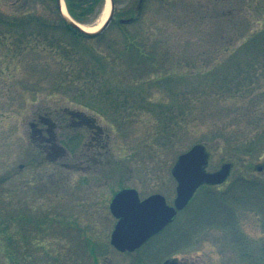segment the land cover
<instances>
[{
  "label": "rangeland",
  "instance_id": "rangeland-1",
  "mask_svg": "<svg viewBox=\"0 0 264 264\" xmlns=\"http://www.w3.org/2000/svg\"><path fill=\"white\" fill-rule=\"evenodd\" d=\"M124 8L136 19L120 26ZM115 15L98 37L57 33L63 48L0 35V264H264V76L229 95L204 75L264 27V0H117ZM198 143L208 170L233 164L227 181L141 249H116L115 192L173 204V167Z\"/></svg>",
  "mask_w": 264,
  "mask_h": 264
},
{
  "label": "trees",
  "instance_id": "trees-1",
  "mask_svg": "<svg viewBox=\"0 0 264 264\" xmlns=\"http://www.w3.org/2000/svg\"><path fill=\"white\" fill-rule=\"evenodd\" d=\"M38 3L46 5L51 14L47 10H45L46 12L40 11ZM66 3L69 12L76 20L88 23L100 14L105 0H66ZM120 13L117 14L122 15L118 18L120 26L136 19L134 16L126 17L127 8H124ZM7 33H15L21 39L20 42H24L28 37L31 38V35H34L35 39L43 36V40H46L47 45L49 44L52 48L55 46L63 48L62 40L57 36V33L69 35L76 41L91 38L73 29L63 19L57 0H0V35ZM124 33L126 51L136 50L137 55L143 56L142 45L138 44L139 37L128 30H125ZM87 53L100 64L99 69L103 73H107V63L105 61L101 63V57H98L97 53ZM233 67L235 68L233 69ZM204 75L212 78L213 82H223V88H226L229 95L250 91L252 85L259 80V76H264V27L249 35L238 50L226 59L222 67L206 71ZM163 118L166 119L167 116Z\"/></svg>",
  "mask_w": 264,
  "mask_h": 264
},
{
  "label": "water",
  "instance_id": "water-1",
  "mask_svg": "<svg viewBox=\"0 0 264 264\" xmlns=\"http://www.w3.org/2000/svg\"><path fill=\"white\" fill-rule=\"evenodd\" d=\"M63 19L71 27L90 37L101 35L111 24L115 12V0H110L108 17L97 30H88L63 11L62 0H57ZM68 10V9H67ZM209 152L204 144L198 143L181 153L172 173L178 181L174 204H169L165 195L154 193L141 199L137 189L123 188L111 202L112 212L119 218L112 233L111 241L120 250H134L144 244L153 234L170 224L178 210L190 201L203 183H219L226 179L232 169L231 162H225L216 171H208ZM262 169V166H259ZM165 264H177L175 260Z\"/></svg>",
  "mask_w": 264,
  "mask_h": 264
},
{
  "label": "bare ground",
  "instance_id": "bare-ground-1",
  "mask_svg": "<svg viewBox=\"0 0 264 264\" xmlns=\"http://www.w3.org/2000/svg\"><path fill=\"white\" fill-rule=\"evenodd\" d=\"M62 6H63V11L65 13H67L68 10H67V6H66L65 0H62ZM110 8H111L110 0H107V7H106V10H105V13H104L100 23L97 26L91 27V26H87V25H83V24L82 25L88 30H97L98 28L101 27V25L104 23V21L106 20L107 16L109 15Z\"/></svg>",
  "mask_w": 264,
  "mask_h": 264
},
{
  "label": "flooded vegetation",
  "instance_id": "flooded-vegetation-1",
  "mask_svg": "<svg viewBox=\"0 0 264 264\" xmlns=\"http://www.w3.org/2000/svg\"><path fill=\"white\" fill-rule=\"evenodd\" d=\"M39 131H40L39 133H41V132H43L44 130H42V131L39 130ZM41 134L44 135L43 133H41ZM42 139H43V140H46V141H49V140H50V137H49V136H48V137H47V136H41V140H42ZM226 181H227V180H226ZM180 261H181V260H180ZM180 261H179V264H182L183 262H182V261L180 262Z\"/></svg>",
  "mask_w": 264,
  "mask_h": 264
}]
</instances>
